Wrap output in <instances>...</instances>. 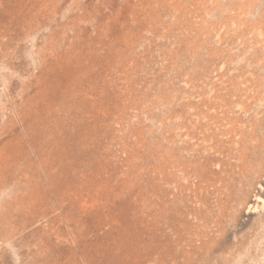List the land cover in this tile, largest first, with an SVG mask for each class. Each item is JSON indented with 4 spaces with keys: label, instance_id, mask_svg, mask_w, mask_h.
I'll list each match as a JSON object with an SVG mask.
<instances>
[{
    "label": "rangeland",
    "instance_id": "rangeland-1",
    "mask_svg": "<svg viewBox=\"0 0 264 264\" xmlns=\"http://www.w3.org/2000/svg\"><path fill=\"white\" fill-rule=\"evenodd\" d=\"M0 264H264V0H0Z\"/></svg>",
    "mask_w": 264,
    "mask_h": 264
},
{
    "label": "bare ground",
    "instance_id": "bare-ground-1",
    "mask_svg": "<svg viewBox=\"0 0 264 264\" xmlns=\"http://www.w3.org/2000/svg\"><path fill=\"white\" fill-rule=\"evenodd\" d=\"M254 131V130H253ZM234 137H236V140H237V137H240V138H243L244 137V135L243 134H240V133H238V132H236V131H234L233 132V134H232ZM253 135V134H252ZM254 136V135H253ZM255 136H257V134L255 135ZM253 137V142L255 143V145L252 147V146H249V147H247V149H245L246 151H243L244 153H243V160H242V162H243V164H242V162H241V164H242V168H243V170H244V172H245V176H247L248 175V172H249V170L251 169V168H253V167H255V166H253V163H252V160H253V155H257L258 154V152L260 151V149L262 148V146H263V144L260 142V140L259 139H257L256 137ZM235 140V139H234ZM244 144V143H243ZM242 144V145H243ZM243 148V147H242ZM244 150V149H243ZM242 152V151H241ZM239 156V155H238ZM240 157V156H239ZM238 162V161H237ZM239 163V162H238Z\"/></svg>",
    "mask_w": 264,
    "mask_h": 264
}]
</instances>
